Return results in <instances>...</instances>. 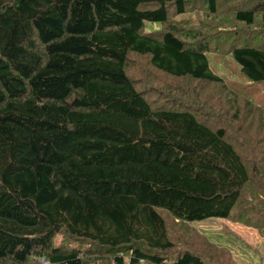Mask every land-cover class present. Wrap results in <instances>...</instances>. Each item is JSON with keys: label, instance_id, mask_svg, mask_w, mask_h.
Masks as SVG:
<instances>
[{"label": "trees", "instance_id": "1", "mask_svg": "<svg viewBox=\"0 0 264 264\" xmlns=\"http://www.w3.org/2000/svg\"><path fill=\"white\" fill-rule=\"evenodd\" d=\"M240 1L220 15L202 0L203 12L249 28L251 44L220 43L264 83V0ZM186 7L0 0V264H211L227 249L187 226L248 212L264 236V108L209 68L222 26L204 37L178 18ZM132 54L173 80L160 103L130 78Z\"/></svg>", "mask_w": 264, "mask_h": 264}, {"label": "rangeland", "instance_id": "2", "mask_svg": "<svg viewBox=\"0 0 264 264\" xmlns=\"http://www.w3.org/2000/svg\"><path fill=\"white\" fill-rule=\"evenodd\" d=\"M186 12L184 15L178 18L181 21L188 22L194 27L200 25L211 27L203 30L204 37H212L215 33L213 28L222 26L221 32L218 36L214 37L215 40L218 38V42H212L213 47L207 53V60L209 68L216 73L218 76L224 79L223 85L234 86L239 89L242 93L249 96L253 102L259 108H264V83L253 82L246 79L241 71L239 65L233 60L229 54L231 46L227 43L221 44L220 41L225 40L227 36L230 38H237V46L245 43L243 40L249 38V28L242 25L235 26L231 24L229 26H223V24L217 25L216 21L212 18L209 19L203 12L202 0H186ZM218 9L220 15H227L228 11L233 7H242V1L235 0H219ZM173 8L170 5L169 14L171 15ZM176 15H172L171 18L175 19ZM156 24V25H155ZM161 26L157 23L151 24L146 23L144 32L160 31ZM203 37L201 38V40ZM214 40V41H215ZM130 64L128 68V74L130 78L135 82L138 90L143 92L148 101L153 104H158L162 100L158 99L161 95L159 90L168 86V83L174 85L173 80L158 78L154 74L153 69L147 64V58L145 56L132 54L130 56ZM220 84H208L204 88H211L217 92L218 97L216 100L222 104H226V98L229 97V91H225ZM199 98V102H202ZM247 111H245V115ZM208 123H212L209 119ZM244 215V221L235 220H223L218 218H208L199 222H195L193 226H187L192 233L200 232V236H204L208 241L212 242L216 246H221L227 249L229 258L226 260L225 257L218 255L220 247H215L212 251L213 260L211 264H264V236L260 232V227L252 217V213ZM192 227V228H191ZM184 229V228H183ZM185 230V229H184ZM60 241H67L71 245H77L79 240L71 239L69 237L56 236L53 239L54 245H59ZM83 246H87L88 243H82Z\"/></svg>", "mask_w": 264, "mask_h": 264}]
</instances>
